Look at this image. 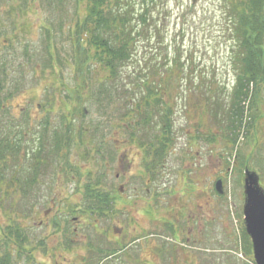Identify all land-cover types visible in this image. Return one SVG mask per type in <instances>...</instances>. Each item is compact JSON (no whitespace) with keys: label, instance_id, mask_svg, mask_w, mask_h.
Segmentation results:
<instances>
[{"label":"rangeland","instance_id":"374dc122","mask_svg":"<svg viewBox=\"0 0 264 264\" xmlns=\"http://www.w3.org/2000/svg\"><path fill=\"white\" fill-rule=\"evenodd\" d=\"M187 1H168L173 9L167 34L171 40L175 37L181 42L182 54L192 71L195 70L192 78L195 80L199 71H203L202 75L213 72L211 75L223 83L219 98L228 104L234 76L228 64V42L221 34L224 30L221 10L217 0H198L195 9L188 11L189 7L185 9ZM10 9L11 0H0V23H4V26L0 25V55H5L10 49L3 47L1 42L11 38L14 49L9 52L15 51L12 54L16 57L8 62L6 75L0 74V138H11L14 132L19 135L26 132L27 137L32 138L24 142L27 145L40 137L39 131H42L46 120L49 121L46 124L48 130L64 126L62 120H65L66 112L60 108L59 102L51 103L52 76L49 68H45L42 74L39 72L41 69L32 70L23 61V75H20L17 65L24 60L25 45L32 53L31 48L39 50L40 54L43 51L41 22L47 21L48 25L49 11L39 0L19 13ZM184 13L180 21L179 15ZM55 40L58 44L56 37ZM7 58L13 59L11 55ZM62 75L67 77L64 68ZM17 81L20 83L18 90L13 87ZM171 95L173 126L166 134L163 133L170 140L161 148L166 150L165 154H159L164 158V167L156 179L161 182L144 184L147 178H139L144 166L155 162L154 157L149 159L146 148L129 140V127L117 130L115 121L118 118L113 116L115 127L107 126L105 130L107 142L115 143L114 149L104 142V146H94L87 152L85 145L90 136L85 132L82 142L72 145L67 153L69 165L63 158L48 155V164L38 173L29 198L22 197L21 190L13 191V188L11 191L12 184L9 188L0 183V234L1 229L6 232V226L20 217L17 213L14 220L8 222L16 211V204L25 207V212L30 211L29 216L18 218L27 234L26 251L18 253L1 245L2 262L85 264L92 261L90 264H93L94 258L96 260L108 253L106 249L109 252L116 249L101 263L95 264H103L107 259L109 264L114 261L117 264H175L176 260L179 264H227L221 255L223 250L231 257L229 263H236L234 256L249 263L247 259H252L251 245H247L248 237H243L242 233L243 170L247 167L256 171L264 187V151H256L245 164L233 161L236 148L246 155L253 147L243 140L238 142V147L227 144L220 137L211 141L210 132L217 133L219 125L211 119L207 101L203 102L204 109L190 110L200 102L202 95L191 94L194 97L191 101L175 97L177 93ZM185 104L190 106L188 110L184 108ZM69 112L72 113L68 115L69 120L79 124L87 125L89 119H96L95 113L82 114L72 107ZM10 125L16 128L11 131ZM124 125L128 124L123 122L122 127ZM257 125V134L263 139L264 115L258 119ZM147 130L151 132L154 128L148 127ZM159 133L162 134L161 131ZM48 135L47 131L45 136L48 138ZM94 136L99 137V134L94 133ZM96 141H93L94 145ZM155 143L157 147L159 141ZM2 151L0 149V153ZM48 151L46 147V153ZM61 151L66 152L64 148ZM8 155L10 158L4 156V160L8 162L10 159V162L5 164L14 165L15 158ZM1 166L3 168L4 164ZM2 173L8 179L12 170L3 169ZM127 176L130 177L128 183ZM218 180H221V192L215 189ZM88 183L94 196L90 205L95 212L91 213H87L83 199ZM157 186L171 189L163 191L157 199L154 195V187ZM52 201L55 202L53 207ZM248 241L250 243L249 238ZM172 243L176 248L170 249L169 244ZM161 244H165L167 249L161 251Z\"/></svg>","mask_w":264,"mask_h":264},{"label":"trees","instance_id":"16d2710c","mask_svg":"<svg viewBox=\"0 0 264 264\" xmlns=\"http://www.w3.org/2000/svg\"><path fill=\"white\" fill-rule=\"evenodd\" d=\"M35 1L11 0L10 10L19 13L31 7ZM39 1L50 14L48 25L47 21L41 22L43 51L40 54L39 50L31 48L34 51L32 53L25 45L22 54L24 60H20L17 65L20 67V75H23V61L32 70L41 69L42 71H38L42 74L45 68L50 69L51 103L59 102L60 108L65 110V120H62L64 126L48 130L46 124L49 121H45L39 151L35 152L37 154L33 155L34 159L29 163L23 161L7 166L4 160L6 152L0 153V183L8 187L11 184L12 187L14 182L17 183L23 187L22 197L29 198L38 173L48 164V155L56 159L63 158L69 165L67 153L72 145L82 142L84 139L82 135L85 132H89L90 136L85 145L87 152L94 149V146H104V142L108 143L105 129L107 126H114L113 116L118 118L115 121L118 123L117 130L129 127V140L136 141L139 146L146 148L147 155H151L149 158L156 155L157 149L164 155L166 150L161 148L170 140L164 134L173 126L172 93H177L175 97H180L184 101L193 100L191 94H201L200 102L190 109L193 111L204 109L207 101L210 117L219 125L217 133L210 132L211 141L220 137L227 144L237 145L243 140L245 144L253 147L246 155H242L236 148L233 161L245 164L256 151H264V137L260 139L257 134V121L264 115V0H217L224 29L221 34L224 41L228 42L226 47L228 64L234 76L228 104L219 98L223 83L211 75L213 72L202 75L203 71H199L194 80L192 76L195 70L192 71L187 58L183 56L181 42L175 40V37L172 40L169 38L168 23L173 9V6L169 5V0ZM197 2L198 0H188L185 9L188 7V11L195 9ZM179 4L181 5V2ZM184 15L185 13L179 15L180 21ZM3 24L0 23L4 26ZM1 43L3 47L14 49L11 38H5ZM10 49L5 55H0V74L4 76L8 62L16 58L12 54L13 50L9 52ZM7 54L13 59H8ZM62 68L66 70V78L62 75ZM20 80L21 78L18 79L19 82ZM18 81L13 86L16 90L20 84ZM185 105L184 108L188 110L190 106ZM71 107L82 114L95 113L96 119L91 118L87 125L80 123V126L75 120L68 118L72 114L69 112ZM123 122L128 125L122 127ZM148 127L154 130L148 131ZM242 129L245 130L241 132ZM47 131L49 142L45 136ZM94 133L99 134L97 139ZM95 140L96 145L93 143ZM158 141L159 145L156 147L155 142ZM11 143L12 140L9 138H0L1 151L10 149ZM109 145L110 149H114V142ZM46 147L49 148V153L42 150L44 148L46 151ZM62 148L66 152L63 153ZM151 149L154 152H150ZM9 168H14L16 180L6 179L2 173L3 169ZM4 180L8 183L3 182ZM90 185L86 184L83 192L87 213L94 210L90 205L94 198ZM15 209L8 222L11 223L17 213L20 217L29 216L30 211L25 212L22 205L16 204ZM18 218L6 226V232L1 229L0 246L6 245L12 251L23 253L26 251L25 243L28 241L25 226ZM242 233L243 237L247 236L244 228ZM248 238L247 245L250 247ZM169 245L170 249L176 248L173 243ZM160 248L164 251L167 246L161 244ZM106 251L108 253L99 256L98 259L94 258L93 264L106 259L110 253L109 250ZM225 253L227 252L223 250L221 254L225 262L232 264L229 263L231 257ZM234 259L235 264L238 262L254 264L252 259H247L249 263L246 259L240 260L236 256ZM91 262L86 261L85 264ZM0 264H3L1 257ZM103 264H109V260ZM113 264L117 263L114 261ZM175 264H179L177 260Z\"/></svg>","mask_w":264,"mask_h":264},{"label":"water","instance_id":"95a60500","mask_svg":"<svg viewBox=\"0 0 264 264\" xmlns=\"http://www.w3.org/2000/svg\"><path fill=\"white\" fill-rule=\"evenodd\" d=\"M215 189L222 191L221 180L216 181ZM243 195V224L251 240L254 262L264 264V188L256 171L247 167L244 169Z\"/></svg>","mask_w":264,"mask_h":264},{"label":"flooded vegetation","instance_id":"af4514ba","mask_svg":"<svg viewBox=\"0 0 264 264\" xmlns=\"http://www.w3.org/2000/svg\"><path fill=\"white\" fill-rule=\"evenodd\" d=\"M10 128H11V131H13V129H15L16 126L11 127V125H10ZM39 132H40V137H37L34 141H32L31 143L29 142L27 145H24V142H27V141H29L32 138L27 137L28 134L26 132H24L25 134H21V135L16 134L15 132L12 134V136H11L12 139L9 138L10 140H12V143L10 145V149H7V151H6L7 155L6 154L5 155L10 158V156L8 155V154H10L13 158H15L14 165L18 164L19 162H23V161H26V163H29V162H31L32 159H34L33 155L37 154L35 152L39 151L38 149L40 147V141H42L41 138L44 135V134L41 133V131H39ZM25 136H26V139H23ZM18 139H21V141H18ZM14 142H20V144H13ZM5 146L6 145H4V147ZM42 150L46 153L44 148ZM159 151L157 149L156 155L154 154L155 162L144 166L143 171H142L143 173L138 175L140 179L147 178V181H145L144 184H146L147 182H149L147 184H150V181L151 182L154 181V183L161 182L160 180L158 181L156 179L157 177L161 176V170L164 167V164H163L164 163V161H163L164 158L159 157L160 156L159 155L160 154ZM2 152L4 153V151H2ZM150 152H154V151L151 149ZM147 156L150 157L151 155H147ZM9 162H10V159H9V161L7 163H9ZM9 166H11V165H9ZM13 169L11 168L12 175L10 177L12 179V181H13V179L16 180ZM15 171H17V170L15 169ZM129 180H130V177L127 176L126 177V181L127 182L126 181L125 182L128 183ZM153 186H155V185H153ZM122 187H123V190H124L125 187L124 186H120V188H122ZM13 188L15 189L13 191H16V190L17 191L18 190L22 191V189H23V187H20L15 182H14L13 186L11 187V191H12ZM94 188L98 189V187H94ZM170 189H171V187H169L168 189L161 188V186L154 187V195H156V198L159 199L158 196L162 195L163 191L169 192ZM147 192H149V189H147ZM105 194H108V193H105ZM51 205L53 207V205H55V202L52 201ZM92 212H95V209ZM14 247H15V245H14ZM3 259L6 260L7 258L4 257ZM3 264H14V262L8 263L7 261H4Z\"/></svg>","mask_w":264,"mask_h":264}]
</instances>
